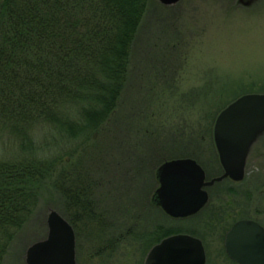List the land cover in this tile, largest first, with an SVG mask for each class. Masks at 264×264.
Wrapping results in <instances>:
<instances>
[{
    "label": "rangeland",
    "instance_id": "1",
    "mask_svg": "<svg viewBox=\"0 0 264 264\" xmlns=\"http://www.w3.org/2000/svg\"><path fill=\"white\" fill-rule=\"evenodd\" d=\"M245 94H264V0H180L171 6L148 0L126 88L103 148L93 143L85 148V153L98 157L106 153L98 198L107 220L118 227L114 235L122 241L118 264L142 263L143 250L134 244L135 231L141 233L143 228L162 225L180 229L178 233L194 232L205 240L213 262L216 255L226 258L222 237L235 221L255 219L264 225V141L252 147L244 180L216 183L210 189L209 208L200 215L173 220L157 208L159 203L153 207L149 202L168 161L196 154L199 159H193L200 161L211 176L208 179L223 174L214 126L221 111ZM46 135L34 138L38 147ZM73 146L66 152L71 153ZM56 147L53 143L47 147L48 158L58 153ZM60 152V164L76 160ZM78 152L75 157L82 151ZM22 154L0 136V159ZM64 199L53 180L41 185L35 209L17 232L3 264H28V250L48 237L51 214L64 217ZM157 201L156 195L153 202ZM213 215L226 224L210 225L217 228L211 239L209 226L200 224ZM85 239L81 234L80 243L86 244Z\"/></svg>",
    "mask_w": 264,
    "mask_h": 264
},
{
    "label": "trees",
    "instance_id": "2",
    "mask_svg": "<svg viewBox=\"0 0 264 264\" xmlns=\"http://www.w3.org/2000/svg\"><path fill=\"white\" fill-rule=\"evenodd\" d=\"M147 2L0 0V136L23 152L0 159V264L48 180L65 198L64 218L73 225L78 246L81 234L87 241L82 246L89 247L105 237L98 225L111 224L98 189L106 153L98 157L85 148L90 143L103 148ZM42 133L47 138L38 147L34 138ZM51 143L58 153L48 158ZM60 150L76 159L70 168L60 164ZM150 197L157 207L156 194Z\"/></svg>",
    "mask_w": 264,
    "mask_h": 264
},
{
    "label": "water",
    "instance_id": "3",
    "mask_svg": "<svg viewBox=\"0 0 264 264\" xmlns=\"http://www.w3.org/2000/svg\"><path fill=\"white\" fill-rule=\"evenodd\" d=\"M175 5L180 0H159ZM264 133V94H245L224 108L216 119L214 141L223 174L207 179L205 169L193 158L166 162L160 169L157 203L172 218L198 213L209 201L206 190L226 179L241 182L246 175L249 153ZM46 240L34 244L27 254L28 264H77L75 233L59 214L49 217ZM225 248L239 264H264V226L255 220H241L228 231ZM146 264H205L199 239L177 235L155 246Z\"/></svg>",
    "mask_w": 264,
    "mask_h": 264
},
{
    "label": "flooded vegetation",
    "instance_id": "4",
    "mask_svg": "<svg viewBox=\"0 0 264 264\" xmlns=\"http://www.w3.org/2000/svg\"><path fill=\"white\" fill-rule=\"evenodd\" d=\"M263 141H264V133L258 138L256 143L257 142L260 143ZM249 155H250V153H249ZM248 158H249V156H248ZM212 187L206 188V190L209 194V201L198 213H196L192 216L186 217V218H172V217L171 218L173 220H186V219H189L191 217L198 216L202 212H204L206 210V208L208 209L209 208L208 205L211 201L210 189ZM158 209H160L162 212L164 211L162 209L161 205H159ZM226 214H227V212H226ZM165 215H167V214H165ZM207 220L208 221L202 222L200 225H208L209 226L210 238L213 239L216 236V229L217 228L213 227V229H212L210 225H225L226 223L219 222V221L217 222L215 215L210 216ZM241 220H255V219H240V220L235 221L233 224H231V226L225 231V233L222 237L223 251H224V255L226 258L221 259V257H223V256L216 255L213 262L210 261V255L208 253H206V248H208V246L202 237H200L196 233L194 234V232L178 233L180 231V229L174 231V229H165L162 225H155L153 228H151L149 230H147V228H143L142 229L143 232H141V233H139L138 231L137 232L135 231V233H136L135 239H137V241H136L137 243L134 245H138L142 248L143 257H142V263L141 264H146V260L148 258V255L155 246L161 244L164 240H166L170 237L177 236V235H186V236H190V237H194L196 239H199L202 242L203 247H204V252H205V264H228V263L229 264H239L238 262L231 259V257L227 253L226 248H225V239H226V235H227L228 231L233 227V225H235L237 222H239ZM255 221H257V220H255ZM261 225L264 226L263 224H261ZM98 226H100L102 228V230L99 233L101 235H104L105 237L97 238L95 247H92V246L89 247L86 245L82 246V244L80 246H78L77 233H76V231L72 225L74 233H75V240H76L75 259H76L77 264H118V258H117L118 252H119V249H121V247H122V245H121L122 241L119 239H116L114 237V235H117V233H118V229H117L118 227L115 225H98ZM169 231H172L174 233L167 236V232H169ZM91 233H94V232H85L86 235H90ZM189 233H191V234H189ZM95 235H97V234H95ZM83 260H84V262H82Z\"/></svg>",
    "mask_w": 264,
    "mask_h": 264
}]
</instances>
